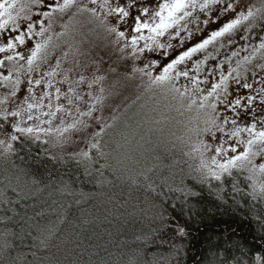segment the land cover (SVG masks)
I'll list each match as a JSON object with an SVG mask.
<instances>
[{
    "label": "snow or ice",
    "instance_id": "snow-or-ice-1",
    "mask_svg": "<svg viewBox=\"0 0 264 264\" xmlns=\"http://www.w3.org/2000/svg\"><path fill=\"white\" fill-rule=\"evenodd\" d=\"M197 10L200 16L193 15ZM192 23L198 39L188 27ZM86 25L107 41L98 56L75 43H60ZM254 29L259 43L252 55L232 67V59L247 51L242 46L216 62L226 42H248ZM258 51H264V3L256 8L246 0H0V134L6 137L0 155L15 156L17 148L46 145L54 137L60 160L65 152L77 164L104 159L118 88L139 80L145 91L159 89L177 111L194 113L185 125L188 141L195 137L186 154H196L199 164L184 196L200 197L207 184L223 203L230 185L234 194L264 206V63L253 64ZM197 54L203 59L194 60ZM249 65L253 82L245 75ZM257 97L259 109L253 107ZM249 112L251 122L239 123ZM257 221L264 230V214L258 213ZM174 235L179 264L187 226L178 223ZM213 248L207 264H264V243L255 251L223 241Z\"/></svg>",
    "mask_w": 264,
    "mask_h": 264
},
{
    "label": "trees",
    "instance_id": "trees-1",
    "mask_svg": "<svg viewBox=\"0 0 264 264\" xmlns=\"http://www.w3.org/2000/svg\"><path fill=\"white\" fill-rule=\"evenodd\" d=\"M92 34L105 51L103 37ZM147 116L148 125L134 128L126 151L108 164H77L67 152L60 160L62 149L50 143L0 155V264H177L178 223L187 226L179 264H207L220 241L253 251L264 243L257 221L264 206L230 185L223 203L207 184L200 197L184 196L189 175H197L195 155Z\"/></svg>",
    "mask_w": 264,
    "mask_h": 264
},
{
    "label": "rangeland",
    "instance_id": "rangeland-1",
    "mask_svg": "<svg viewBox=\"0 0 264 264\" xmlns=\"http://www.w3.org/2000/svg\"><path fill=\"white\" fill-rule=\"evenodd\" d=\"M23 2V0H22ZM113 3H115L112 0ZM247 3L251 5H255V0H246ZM156 3H162V1L156 0ZM256 7V5H255ZM259 8V7H256ZM194 16H200L201 14L197 10V12L193 13ZM200 28L203 29L205 26L201 23ZM76 32H70L67 36L63 37L60 40V43L67 46L69 43H75L79 45L82 50L90 51V53L98 54L101 52V48L99 49L94 44H96V40L93 38V34L89 32L91 25H86L83 28L79 26ZM188 27L194 32V39H198L200 36L199 32H195L197 25L192 23L189 24ZM213 28L216 27L215 24L212 25ZM258 29H254L253 33L249 34L251 39L248 42L237 39L234 45H229L227 42L225 43V47L221 49L220 55L216 57V62L224 61L227 56H230L233 51H237L241 49L242 46L247 47V51H240L238 57H234L230 62L232 67L236 66V60L241 59L244 56L252 55L253 45L259 43L255 39V32ZM57 31H60L57 28ZM183 36L187 37V32L182 33ZM162 42H166V37L161 38ZM107 43V41H105ZM178 41H174L173 43H177ZM191 42V41H189ZM100 47H103L101 44ZM104 49V48H103ZM179 50V49H178ZM209 51H212L210 48ZM264 51H258L255 53V60H253V64L264 63ZM194 60L203 59V54H197ZM191 63V62H190ZM215 62L210 61L208 66H214ZM251 68L249 65V72L246 73L249 77V82H253L251 78ZM223 69L225 70V74H227L228 63L223 65ZM235 75V74H234ZM255 79H259L257 76ZM184 83V81H181ZM141 82L139 80L129 81L126 84H121L118 88L120 95L116 98L115 105L112 108V114L116 117L114 121V127L109 130L108 135L105 137L106 140L109 141L110 147H105L104 151L107 153L104 159H98L96 163H104L108 164L112 159L119 158L120 154L123 153L124 149H126V143H130L133 136L134 128L137 129L140 126H146L147 119L150 121V118L147 114L151 115L152 120H157L159 122L160 128L169 129L174 132L178 137H185V141L188 145L189 150L190 144L195 141V137L192 138L191 141H188L186 136V128L189 118L194 115V113H187L182 111H177L174 107L169 106V101L165 99L164 94L159 89H153L151 91H145L140 89ZM255 88L261 87L260 84H254ZM3 92V89H0V93ZM255 96V92L251 93ZM254 108L259 109L261 106L259 104V97H257L256 103L253 105ZM144 112H146L144 116ZM134 118V119H132ZM241 124L250 123L251 122V113H247L244 116V119L238 121ZM58 123V122H57ZM148 125V124H147ZM126 137V139H125ZM156 138V137H154ZM49 143L54 145L55 138L50 137ZM143 143V142H142ZM232 143V142H230ZM131 144V143H130ZM160 143L154 144L153 148H156ZM133 148V147H131ZM242 150V149H241ZM196 162L199 164V158L196 154ZM92 164V163H89ZM259 181L260 178L257 177ZM257 189H259V183H257ZM250 190V189H249Z\"/></svg>",
    "mask_w": 264,
    "mask_h": 264
}]
</instances>
